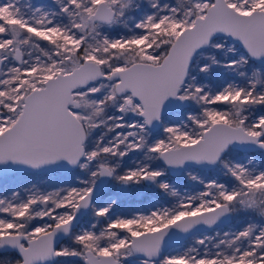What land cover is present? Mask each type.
Segmentation results:
<instances>
[{
  "label": "snow or ice",
  "instance_id": "snow-or-ice-1",
  "mask_svg": "<svg viewBox=\"0 0 264 264\" xmlns=\"http://www.w3.org/2000/svg\"><path fill=\"white\" fill-rule=\"evenodd\" d=\"M0 264H264V0H0Z\"/></svg>",
  "mask_w": 264,
  "mask_h": 264
},
{
  "label": "trees",
  "instance_id": "trees-1",
  "mask_svg": "<svg viewBox=\"0 0 264 264\" xmlns=\"http://www.w3.org/2000/svg\"><path fill=\"white\" fill-rule=\"evenodd\" d=\"M32 2L37 4H42V3H47L48 0H32Z\"/></svg>",
  "mask_w": 264,
  "mask_h": 264
},
{
  "label": "rangeland",
  "instance_id": "rangeland-1",
  "mask_svg": "<svg viewBox=\"0 0 264 264\" xmlns=\"http://www.w3.org/2000/svg\"><path fill=\"white\" fill-rule=\"evenodd\" d=\"M37 4V3H36Z\"/></svg>",
  "mask_w": 264,
  "mask_h": 264
}]
</instances>
